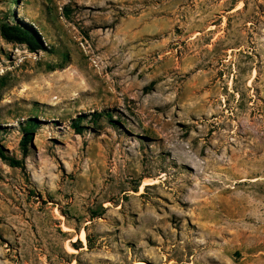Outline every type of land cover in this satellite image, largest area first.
<instances>
[{
	"label": "rangeland",
	"instance_id": "obj_1",
	"mask_svg": "<svg viewBox=\"0 0 264 264\" xmlns=\"http://www.w3.org/2000/svg\"><path fill=\"white\" fill-rule=\"evenodd\" d=\"M0 144V264H264V0H0Z\"/></svg>",
	"mask_w": 264,
	"mask_h": 264
},
{
	"label": "trees",
	"instance_id": "obj_2",
	"mask_svg": "<svg viewBox=\"0 0 264 264\" xmlns=\"http://www.w3.org/2000/svg\"><path fill=\"white\" fill-rule=\"evenodd\" d=\"M1 34L9 42L27 43L32 48H36V46L39 43L38 39L35 37V33L30 28L23 29L19 26L11 27V26H7V25H3V26H1ZM28 129L29 128H27L26 130H28ZM28 142H30V139H26V141L24 143V146L26 147V149H27ZM0 156L4 159H8L10 161V163L13 165H20V163H18L17 160L12 159V158H8L5 155L1 144H0Z\"/></svg>",
	"mask_w": 264,
	"mask_h": 264
},
{
	"label": "bare ground",
	"instance_id": "obj_3",
	"mask_svg": "<svg viewBox=\"0 0 264 264\" xmlns=\"http://www.w3.org/2000/svg\"><path fill=\"white\" fill-rule=\"evenodd\" d=\"M67 228V227H65ZM69 229H67L66 231H68ZM71 231V230H70ZM80 236V239L83 240V241H86V234L84 231L81 232V234L79 235ZM71 249V252H73L74 250L72 248Z\"/></svg>",
	"mask_w": 264,
	"mask_h": 264
}]
</instances>
